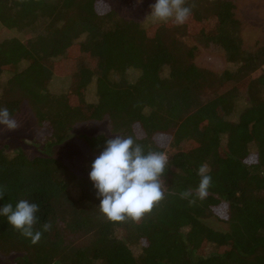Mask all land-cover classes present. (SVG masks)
Returning <instances> with one entry per match:
<instances>
[{"label":"trees","instance_id":"1","mask_svg":"<svg viewBox=\"0 0 264 264\" xmlns=\"http://www.w3.org/2000/svg\"><path fill=\"white\" fill-rule=\"evenodd\" d=\"M97 3L0 0L3 28L31 36L0 42V107L14 117L28 105L49 131L51 151L80 123L109 129L80 135L91 152L81 177L47 150L10 155L0 147V207L27 199L39 205L34 231L52 225L32 244L0 216V264H264V40L244 48L232 1L187 0L195 21H214L215 32H195L198 44L235 67L215 72L195 63L198 47L181 41L191 34L186 27L154 30L112 9L97 14ZM68 60L78 64L69 89L52 94V78ZM91 89L95 100L86 96ZM115 135L169 157L165 198L138 224L104 220L89 179ZM203 164L212 177L206 195L181 199L199 185ZM211 217L229 229L211 227Z\"/></svg>","mask_w":264,"mask_h":264},{"label":"clouds","instance_id":"2","mask_svg":"<svg viewBox=\"0 0 264 264\" xmlns=\"http://www.w3.org/2000/svg\"><path fill=\"white\" fill-rule=\"evenodd\" d=\"M146 20L153 24L184 25L192 15V7L187 0H155L150 5ZM0 126L8 131L15 130L19 124L7 107H0ZM169 157L165 152L148 151L136 143L131 136L115 135L108 139L103 150L91 164L89 179L100 200L97 207L100 215L109 223H140L145 216L165 198V169ZM210 168L203 164L198 169L199 185L195 190L180 193L181 199L193 195L203 198L212 183ZM5 189L0 186V199ZM195 203V200H190ZM39 205L20 199L15 207L7 203L0 207V216L6 217L8 224L32 244L40 241L43 232L51 230V223H44L42 231H34L37 224Z\"/></svg>","mask_w":264,"mask_h":264},{"label":"rangeland","instance_id":"3","mask_svg":"<svg viewBox=\"0 0 264 264\" xmlns=\"http://www.w3.org/2000/svg\"><path fill=\"white\" fill-rule=\"evenodd\" d=\"M97 14H102L106 10L116 11L121 18L128 20H135L145 27L158 29L163 24H153L149 20H146L150 14V5L155 3V0H97ZM194 0H190V3ZM235 6V15L241 23V37L244 42V48H254L264 40V0H230ZM193 4V3H192ZM195 6L193 5V8ZM215 26L213 22H208ZM186 24V25H185ZM180 27H186L190 36L182 38L190 47H198V51L195 57V63L202 68H207L215 72H223L228 69H234L235 67L228 63L224 54L216 48H207L200 46L194 38V34L199 33L201 28L205 30L209 29V32H215V27L210 25L202 26L198 21H195L193 14L188 21ZM168 26H175L171 23ZM202 26V27H201ZM196 32V33H195ZM30 35H26L14 30H8L3 28L0 24V42L5 39L19 38L23 43L30 39ZM79 49L74 48L71 52L72 59L78 60L80 63L82 59L79 57ZM78 64L72 63V60L66 61L59 65L54 77L49 85V90L52 94L60 95L66 93L69 89L70 78L68 74L77 71ZM11 77L10 73H5L2 80L6 82ZM71 88V87H70ZM72 90V88H71ZM86 96L88 100H95V92L93 89L87 92ZM80 98L76 100L80 103ZM241 109L247 106V102L240 101ZM237 115L234 118H237ZM19 126L13 130L8 131L3 126H0V147L4 148L10 155L16 152H25L30 156L43 155L44 151L55 154L58 159L63 161L77 176H85L87 170V160L90 155V149L80 138V135H99L104 132H109L106 122H85L80 123L74 131V136L65 139L61 144L56 145L52 151L46 146L49 131L45 127H41L31 108L28 105H24L21 112L14 116ZM164 139V138H163ZM164 141V140H163ZM169 141V142H168ZM167 144L171 142V139L166 138ZM54 152V153H53ZM207 221V220H206ZM207 224L211 227L219 229L220 231H227L229 226L211 217L208 219ZM214 246H210L207 253L213 252Z\"/></svg>","mask_w":264,"mask_h":264}]
</instances>
